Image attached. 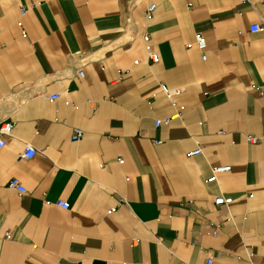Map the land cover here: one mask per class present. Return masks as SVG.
<instances>
[{
    "label": "crops",
    "instance_id": "crops-1",
    "mask_svg": "<svg viewBox=\"0 0 264 264\" xmlns=\"http://www.w3.org/2000/svg\"><path fill=\"white\" fill-rule=\"evenodd\" d=\"M5 122L0 264H264V0H0Z\"/></svg>",
    "mask_w": 264,
    "mask_h": 264
},
{
    "label": "built area",
    "instance_id": "built-area-1",
    "mask_svg": "<svg viewBox=\"0 0 264 264\" xmlns=\"http://www.w3.org/2000/svg\"><path fill=\"white\" fill-rule=\"evenodd\" d=\"M154 10H155V4H152L151 6H149L148 12H147V17H150ZM24 13H25V10H21V14H24ZM18 25L20 27H22L21 22H18ZM262 29H263V26L259 23H255L251 26V30L254 32L260 31ZM22 32L25 35L24 30ZM144 40L146 42V48L148 50L150 61L158 62L159 61V55L155 50H153V48L149 44L150 37L145 35ZM195 44L203 52L202 58L206 59L207 55L205 53V49L207 47V41H206L205 36L201 33L197 34L196 38H195ZM79 75L81 77H83L84 71L80 70ZM161 88H162L163 92L167 95V97L171 100V103L174 106H177L176 96L181 93L182 89L181 88H168V86L166 84H162ZM59 96H60L59 93H55V94L47 96V98L50 100H55V99L59 98ZM182 109H183L182 106H180V107L177 106V112L175 115L169 116V117H166L163 119H157L155 121V126L159 127L162 123H170L172 120H174L175 118H177L181 115ZM11 130H12V122H5V123L0 124V147H2L5 143L4 136L9 135L11 133ZM83 134H84V131L81 128H75L73 131L72 139L73 140H79L82 138ZM247 140L250 143H257L260 141V138L257 136H254V135H249L247 137ZM201 152H202V148L200 146H197L194 150L190 151L188 153V155L194 156V155L200 154ZM34 154H35V149L33 148V146L28 145V146H26L22 156L24 158H31L34 156ZM120 161L122 162V160H120ZM231 168H232V166L230 164L219 165V166L213 167L212 174L210 177H208L207 181L208 182L215 181L217 178V175L219 173L230 171ZM8 187L15 188L19 193L25 192L24 186L19 182V180L17 178H11L8 182ZM232 201H233L232 196H227V195H223V194L219 195L215 200L216 204H218V205L230 204ZM57 203L63 208H66V209L69 208V203L66 202L65 200H59ZM180 264H188V263L182 261ZM206 264H213V260L211 257H209L207 259Z\"/></svg>",
    "mask_w": 264,
    "mask_h": 264
}]
</instances>
